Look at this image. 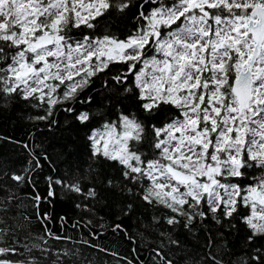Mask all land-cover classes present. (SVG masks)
Here are the masks:
<instances>
[{
	"label": "snow or ice",
	"instance_id": "6c2138e0",
	"mask_svg": "<svg viewBox=\"0 0 264 264\" xmlns=\"http://www.w3.org/2000/svg\"><path fill=\"white\" fill-rule=\"evenodd\" d=\"M132 7L137 26L124 38L101 23ZM80 29L87 31L76 38L73 31ZM117 63L126 71L103 85L115 118L101 117L88 136L90 160L113 171L90 164L70 182L48 177L50 189L59 184L77 194V207L89 212L101 190L165 209L153 217L156 227L168 226L158 233L153 264H225L228 252L218 251L211 237L195 259L173 258L175 250L183 251L175 228L182 221L184 229L193 228L209 216L222 226L226 221L232 232L248 233L246 251L229 264H264V244L257 245L264 240V0H0V100L45 109L27 118L48 120L57 105L76 101L93 77ZM128 97L135 111L122 106ZM94 118L91 111L76 114L81 124ZM22 171L0 166V264H42L51 253L22 239L29 218L15 219L21 205L9 183L28 181L29 169ZM32 199L39 205L42 198ZM118 230L126 231L121 224L113 228ZM111 255L120 264L119 254ZM51 264L93 262L68 249ZM124 264L136 262L124 258Z\"/></svg>",
	"mask_w": 264,
	"mask_h": 264
},
{
	"label": "trees",
	"instance_id": "16d2710c",
	"mask_svg": "<svg viewBox=\"0 0 264 264\" xmlns=\"http://www.w3.org/2000/svg\"><path fill=\"white\" fill-rule=\"evenodd\" d=\"M152 6L154 5H149ZM136 13L137 8L132 7L123 15H106L101 23L112 33L124 38L137 26L134 19ZM85 31L87 30H74L73 35L79 38ZM122 71H126L125 65H110V70L92 78L91 85L80 93L76 101L57 105L53 115L45 121L27 118L44 115L43 108H32L18 99L7 104L0 100V166L5 171L18 174H25L22 170L29 169L28 181L18 186L14 182L9 183L19 198L18 205H21L16 210L15 219L21 216L29 218L22 239L29 246L37 244L51 249L50 255L42 258V264L43 260L51 264L57 252L68 249L78 251L82 258L88 257L93 264H116L117 258L111 255L112 252L119 254L120 264H124V258L133 260L136 264L141 261L153 264L152 250L159 245L158 233L168 227L166 224L163 228L156 227L153 217L165 215V209L149 206L138 198L130 199L118 192L101 190L99 203L91 202L93 211L89 212L83 207H77V204L82 203L81 197L59 184L50 189L47 179L51 177L53 180L64 179L70 182L75 176L86 173L90 164L97 170L102 169L105 174L113 171L111 165L90 160L88 136L93 128L99 127L103 122L101 117L115 118L113 108L105 103L109 95L103 91V85L105 80L111 84L110 78ZM89 96L92 97L91 103L84 102ZM122 106L136 110L132 97L124 98ZM69 107L73 112L65 111ZM81 111H91L96 118L87 124H81L76 119V114ZM169 111L159 114L160 118L166 117ZM53 120L55 123L51 122ZM45 156L47 159H44ZM33 157L39 160V168L35 167L36 160ZM50 190L54 193L51 197L48 195ZM36 195L42 198L39 205L32 199ZM129 203L132 208L128 214L121 213L119 209ZM44 214H47L48 219H41ZM116 224H121L126 231H113ZM46 229L56 236L69 239L57 241L45 234ZM172 234L183 243V251L175 250L173 258H187L190 255L195 259L206 251L205 245L211 237L216 240L218 251L228 252V255L223 256L225 264L234 262L243 255L246 251L243 242L248 235L246 230L232 232L226 221L222 226L210 216L202 222L197 220L195 227L187 230L183 228L182 221ZM41 237H44L46 244L41 241ZM84 241L98 245L99 248H91ZM262 244L264 240L257 241L258 246ZM21 247L23 248V244ZM100 249H107V252ZM34 252L40 258L39 251ZM180 264H185V261L181 260Z\"/></svg>",
	"mask_w": 264,
	"mask_h": 264
}]
</instances>
